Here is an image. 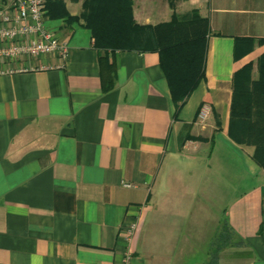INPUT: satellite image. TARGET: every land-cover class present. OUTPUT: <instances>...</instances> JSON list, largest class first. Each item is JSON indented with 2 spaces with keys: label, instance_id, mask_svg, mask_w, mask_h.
<instances>
[{
  "label": "crops",
  "instance_id": "crops-1",
  "mask_svg": "<svg viewBox=\"0 0 264 264\" xmlns=\"http://www.w3.org/2000/svg\"><path fill=\"white\" fill-rule=\"evenodd\" d=\"M63 1L76 16L85 0ZM193 9L211 28L206 78L177 117L157 52H117L105 92L91 30L67 17L46 20L65 58L1 62L0 264H264V170L229 136L234 74L264 52V0H133L140 24ZM219 143L253 179L236 193L225 176L240 175L220 169L228 204L210 188Z\"/></svg>",
  "mask_w": 264,
  "mask_h": 264
},
{
  "label": "trees",
  "instance_id": "trees-1",
  "mask_svg": "<svg viewBox=\"0 0 264 264\" xmlns=\"http://www.w3.org/2000/svg\"><path fill=\"white\" fill-rule=\"evenodd\" d=\"M177 0H169L175 8ZM50 18L67 17L91 30L99 50L103 91L116 86L119 51L157 52L176 106L175 117L190 95L206 78V57L210 24L198 10L174 13L170 21L140 24L133 13V0H85L79 15H71L63 0H49ZM252 48H235V58ZM255 68L257 74L255 76ZM220 124V122H218ZM229 136L240 144L255 147L253 159L264 170V52L257 62L238 69L233 78ZM194 140L205 139L191 136ZM214 136L211 138L212 144ZM228 229V227H226ZM225 230L220 244L229 240Z\"/></svg>",
  "mask_w": 264,
  "mask_h": 264
},
{
  "label": "built area",
  "instance_id": "built-area-1",
  "mask_svg": "<svg viewBox=\"0 0 264 264\" xmlns=\"http://www.w3.org/2000/svg\"><path fill=\"white\" fill-rule=\"evenodd\" d=\"M48 1L10 0L6 6L0 5V64L2 61L43 54L66 57L67 43L46 24ZM25 69L21 67L18 70ZM123 184L126 187L134 186L130 182ZM137 229V222H131L127 227L128 238L133 237Z\"/></svg>",
  "mask_w": 264,
  "mask_h": 264
},
{
  "label": "rangeland",
  "instance_id": "rangeland-1",
  "mask_svg": "<svg viewBox=\"0 0 264 264\" xmlns=\"http://www.w3.org/2000/svg\"><path fill=\"white\" fill-rule=\"evenodd\" d=\"M223 146L224 145H222V143H219L216 146L215 154L213 155L210 161V164H211L210 188L214 196H217L218 191L220 189V197L218 199L220 203L218 202V204H221V203L228 204V202L231 199V198L229 199V197L233 194L229 192L228 190H224V192H221V189L223 188V184H221L219 181L220 179L219 170L220 169H225L226 174H228L227 171H229L231 173L235 172L236 175H240V185L238 181L234 183L230 176H227V175L225 176L227 189L235 188L236 193H240V191H244L246 187L250 186L253 183V179H251L249 175L245 172V167L242 165V163L240 162L239 164V160L232 161L227 158L229 151L227 147L225 146L223 147ZM222 152L224 155L225 162H222L221 164V162H219L217 158ZM213 212L214 211H212L211 217H215V215H213Z\"/></svg>",
  "mask_w": 264,
  "mask_h": 264
}]
</instances>
